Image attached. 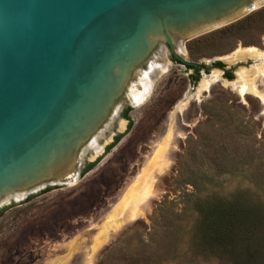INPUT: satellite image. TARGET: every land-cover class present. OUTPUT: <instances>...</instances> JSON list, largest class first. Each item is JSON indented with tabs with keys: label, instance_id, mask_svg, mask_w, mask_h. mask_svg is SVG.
I'll list each match as a JSON object with an SVG mask.
<instances>
[{
	"label": "rangeland",
	"instance_id": "1",
	"mask_svg": "<svg viewBox=\"0 0 264 264\" xmlns=\"http://www.w3.org/2000/svg\"><path fill=\"white\" fill-rule=\"evenodd\" d=\"M248 15L184 42L186 60L208 66L195 83L189 82L190 70L165 52L168 68L156 78L146 99L130 107L126 118L120 114L127 106L122 98L97 138L103 146L126 126L120 140L73 184L49 185L47 191L46 187L36 189L0 205L4 208L0 264H85L105 233L124 220L121 208L135 185L134 178L149 168L152 160L147 155L168 132L175 144L167 146L172 163L161 164L162 172L156 166L150 172L160 180L159 197L151 199L146 214L124 223L95 252V264H264V114L258 112L262 105L252 90L240 95L236 85L230 87L210 77L218 70L212 61L238 47L264 49V6ZM238 61L223 62L232 67L229 82L238 79L237 72L247 78L258 64L264 65V60L252 58ZM204 76L211 80L199 92ZM184 93L171 118L172 111L167 112L173 103H169ZM179 104H185L180 112ZM178 117L193 124L183 130L175 127ZM175 128L184 136L176 134ZM88 150L80 170L95 161H88L93 157ZM234 198L261 210L255 221L244 224V232H237L238 238L251 237L250 245L240 243L232 252L218 240L211 246L210 238L202 239L201 221L206 213L203 208ZM246 250L255 255L254 261H242Z\"/></svg>",
	"mask_w": 264,
	"mask_h": 264
},
{
	"label": "water",
	"instance_id": "2",
	"mask_svg": "<svg viewBox=\"0 0 264 264\" xmlns=\"http://www.w3.org/2000/svg\"><path fill=\"white\" fill-rule=\"evenodd\" d=\"M263 6L264 0H0V205L73 184L87 149L88 161L95 160L112 140L114 134L102 146L97 138L118 102L141 104L168 68L166 46L181 63L200 66L186 60V40Z\"/></svg>",
	"mask_w": 264,
	"mask_h": 264
},
{
	"label": "bare ground",
	"instance_id": "3",
	"mask_svg": "<svg viewBox=\"0 0 264 264\" xmlns=\"http://www.w3.org/2000/svg\"><path fill=\"white\" fill-rule=\"evenodd\" d=\"M227 62H236L238 60H244L246 58H252L254 60L262 61L264 60V49H259L254 46H248V47H238L233 52H231L228 55H225L222 57ZM224 60V61H225ZM261 65V66H259ZM260 68V69H258ZM258 69V70H257ZM264 65L262 63L258 64L257 68L247 74V78L244 77L243 74L240 72H237L238 79L229 82L225 79H222L220 77L219 71H214L212 73V76H210L212 79L220 81L222 84L229 85L230 87L237 86V92L240 95H243L246 92V89H250L253 92L257 93L260 104L262 105V108L260 109V113L264 114ZM209 76H204L199 92L205 89L207 82L211 80ZM222 80H221V79ZM250 86H244L249 84ZM245 83V84H244ZM259 85L262 87L259 88ZM182 102V101H180ZM179 102V103H180ZM184 106V107H183ZM179 108L178 111L180 112L183 108H185V104L178 105ZM174 111H172L169 116L172 118L174 116ZM172 122V119H171ZM176 124V123H175ZM123 127V124H122ZM176 127V126H175ZM175 133L179 135L184 133L181 132L178 128H175ZM171 130V129H169ZM172 135L170 132H168L165 136V138H159L154 144L151 152L147 155L148 160H152L151 164L148 169H143L139 173L138 177L134 178L135 185L128 191L126 198L124 199V204L121 208V215L122 217H125L124 220L121 221L118 225L114 226L112 230L109 231V233H105V238L101 240L99 245L90 251L91 253L86 257L85 264H95L96 258H95V252L98 251L103 245L110 242L114 236L119 232L121 227L126 223L127 221H133L137 219L138 217H142L144 214L147 213V209L151 207V199L159 197L160 192H158V179L154 175H150L151 170L156 166L158 168L159 172H162L161 164L164 166H169L170 163H172V159L170 158V151L167 149V146L175 147V144H172ZM92 145V148L93 144ZM98 152V149L96 150ZM112 213V212H111Z\"/></svg>",
	"mask_w": 264,
	"mask_h": 264
},
{
	"label": "trees",
	"instance_id": "4",
	"mask_svg": "<svg viewBox=\"0 0 264 264\" xmlns=\"http://www.w3.org/2000/svg\"><path fill=\"white\" fill-rule=\"evenodd\" d=\"M249 15H246L244 18H247ZM217 64L221 65L220 62ZM130 108L126 109L124 116L128 118L127 112ZM122 134L118 135L113 143H111L107 150H109L114 143H116ZM97 160L89 162L81 174H84L90 170ZM201 207V206H199ZM4 208L0 209V214L3 212ZM202 210L206 211L203 214V220L201 221V228L203 229L204 238H210L208 242L212 246V243L218 242L223 245L225 248H229L232 252H235L238 248V244L243 243L244 246L248 242L250 245L251 237L245 234L242 238L237 237V232H244V224H250L256 219L257 213L261 210L260 206H255L253 204L247 205L240 202L237 198H234L230 201H216L213 205L203 208ZM209 229V232L207 231ZM211 232H214L210 234ZM217 233V234H216ZM216 235V236H215ZM236 244V247H232ZM232 245V246H231ZM254 252V251H252ZM255 255H252L249 251L246 250L245 256L242 261L247 259L255 260Z\"/></svg>",
	"mask_w": 264,
	"mask_h": 264
},
{
	"label": "flooded vegetation",
	"instance_id": "5",
	"mask_svg": "<svg viewBox=\"0 0 264 264\" xmlns=\"http://www.w3.org/2000/svg\"><path fill=\"white\" fill-rule=\"evenodd\" d=\"M166 49L168 50L167 51V53H168V56L172 59V61H174V62H176V63H180V64H182V65H184V67L185 68H188L189 70H190V77H189V82L190 83H195L197 80H198V78L200 77V75H201V71H207L208 70V66H207V64H205V63H201V65L200 66H197V67H192V66H187V65H185V64H183V63H181L179 60H177L172 54H171V52H170V49H169V47L168 46H166ZM217 62H220L221 63V65H219V64H217ZM211 66H213V67H216L219 71H220V77L222 78V79H225V80H228V81H230V79H231V76L233 75V71H232V67L231 66H229V67H227L221 60H219V59H216L215 61H212V63H211ZM185 97V93L178 99V100H172L169 104H171V103H173V104H171L169 107V111L167 112V114L170 112V111H172V109L175 107V105L182 99V98H184ZM174 101V102H173ZM127 108H130V106H126V107H124L123 109H122V111H121V115L122 116H124V114L126 113V109ZM132 108H130V110H131ZM130 110H128V112L130 111ZM128 112H127V116H129L128 115ZM185 112V111H184ZM176 113H178V112H176ZM185 114V113H184ZM189 114V113H188ZM125 117V116H124ZM186 117H188V116H186ZM166 119H167V115H166ZM183 120V121H182ZM165 122H167V120L165 121ZM164 122V123H165ZM175 126L176 127H180L182 130L185 128V126H188V124H186L185 123V118H182L181 117V120H180V118L178 117V119H177V122H176V124H175ZM127 127L125 126V129H126ZM118 135H120V132H117V133H114V135H113V137H112V140L109 142V143H107L106 145H105V148H104V152H103V154H105L108 150H107V147L111 144V143H113L114 141H115V139H116V137L118 136ZM122 137V136H121ZM120 137V138H121ZM120 140V139H119ZM118 140V141H119ZM117 141V142H118ZM116 142V143H117ZM116 143H114V145L116 144ZM113 147V146H112ZM145 155V154H144ZM144 155H143V157H144ZM96 159H98V157L96 158ZM89 162H87V163H85V165L83 166V168H82V170H81V172L84 170V168L87 166V164H88ZM141 168V167H140ZM167 174H164V175H162L163 177L164 176H166ZM160 181V180H159ZM47 190H49L48 189V187H46V189L44 190V191H47Z\"/></svg>",
	"mask_w": 264,
	"mask_h": 264
}]
</instances>
